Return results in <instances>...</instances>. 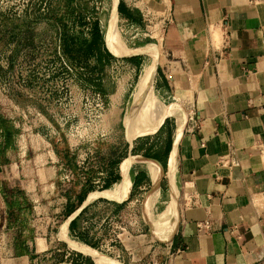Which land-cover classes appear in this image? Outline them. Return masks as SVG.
Listing matches in <instances>:
<instances>
[{
  "label": "rangeland",
  "instance_id": "rangeland-1",
  "mask_svg": "<svg viewBox=\"0 0 264 264\" xmlns=\"http://www.w3.org/2000/svg\"><path fill=\"white\" fill-rule=\"evenodd\" d=\"M110 6L111 0H0V114L21 129L17 139L27 147L23 158L39 160V177L45 179L39 192V241L44 239L60 254L47 264H81L76 260L81 257L90 264H170L169 242L178 211L187 202L172 174L173 164L177 173L173 153L169 188L159 183L153 161L131 156L129 150L140 139L150 140L167 116L175 120V142L185 127L179 130L178 110L173 108V115L160 100L161 96L170 102L177 92L170 93L173 98L162 95L142 65L143 49L150 59L158 55L155 64H163L161 27L147 7L142 8L143 24L132 26ZM66 8L71 11L65 15ZM221 41L220 36L213 43L218 46ZM206 44L207 38L195 42ZM139 46L143 49L135 59L127 57ZM133 60L139 61L136 67ZM182 100L186 101L184 95ZM181 111L188 119L185 104ZM135 165L148 168L152 187L129 196ZM149 168L156 169L158 178ZM115 171L122 175L105 187L100 178ZM123 184L127 185L122 194H106ZM56 190L60 200L55 204ZM68 192L78 208L82 202L77 197H86L79 216L80 222H89L85 239L67 234L71 217L65 223L60 217L59 234H52L51 211L62 206ZM47 225L49 233L42 230ZM69 251L77 253L75 259L63 257ZM4 256L0 235V264Z\"/></svg>",
  "mask_w": 264,
  "mask_h": 264
},
{
  "label": "crops",
  "instance_id": "crops-1",
  "mask_svg": "<svg viewBox=\"0 0 264 264\" xmlns=\"http://www.w3.org/2000/svg\"><path fill=\"white\" fill-rule=\"evenodd\" d=\"M165 3L111 0V7L127 25L143 24L142 8L147 7L161 27L164 62L156 66L154 87L168 98H173L171 92L184 96V92H191L185 103L188 119L177 142L175 120L167 116L150 140L140 139L129 147L131 156L154 162L160 173L159 183H168L169 188L172 153L173 163L176 158L177 173L173 164L172 174L177 175L187 202L178 211L169 242L170 264H264V0ZM209 25L221 29L222 43L216 46L207 37L206 45H195L196 36L206 33ZM131 49L133 54L127 57L135 59L138 52ZM154 60L152 56L155 65ZM138 62L130 63L136 67ZM160 100L169 106L161 96ZM191 114L195 121L189 120ZM17 130L14 121L0 114L4 264H47L49 258L53 261L60 254L55 253L59 249L43 243L44 239L39 241V192L44 190L45 179L39 177V160L23 158L27 147L17 139L22 135L21 129ZM115 174L100 179L112 185L122 172ZM150 187L148 170L135 165L129 196ZM55 194L52 200L56 204L59 190ZM73 199L68 192L62 206L51 211L50 228L58 235L71 217L67 234L85 239L89 222H80L79 216L87 205L83 206L86 197H77L82 202L79 208ZM60 217L62 224H58ZM204 220L210 221V228L199 230L197 225ZM48 228L42 230L49 233ZM42 244L43 251H39ZM76 256L71 251L63 254L70 260ZM76 260L90 264L82 257Z\"/></svg>",
  "mask_w": 264,
  "mask_h": 264
},
{
  "label": "bare ground",
  "instance_id": "bare-ground-1",
  "mask_svg": "<svg viewBox=\"0 0 264 264\" xmlns=\"http://www.w3.org/2000/svg\"><path fill=\"white\" fill-rule=\"evenodd\" d=\"M165 4H168V3H165ZM170 5V3H169ZM113 10V8L110 6V11ZM207 34V35H206ZM221 36V33H220V30H219V27H215L213 25H209V28L207 30L206 33H201L199 34L198 36H196L195 38V42L196 44L200 43V42H203L206 40L207 37H210V39L212 38L213 40L215 39H219V37ZM201 40V41H200ZM142 48L141 46H139L138 48V51L139 52V49ZM143 49V48H142ZM142 51H144V55H145V59L143 60L142 62V65L144 67V69L148 72V73H151L152 76H154V73H155V68H154V64L153 62L151 61L149 55L146 53V51L143 49ZM141 51V52H142ZM155 58L158 59V55L155 54ZM158 63H156L155 65H157ZM186 93V92H185ZM184 93V94H185ZM182 95L181 93L177 92L175 94V97L172 101L169 102V108H170V111L172 112V114L174 115V109L173 108H176L178 110V117H177V120L176 122L178 123V127H179V130L182 131V128L184 127V125L186 124V121L187 119L185 118V115L183 114V112L181 111V108L182 106L187 103L186 101L189 99L190 95L188 93L185 94L184 98L186 101H183L182 100V103H181V99H182ZM189 101V100H188ZM171 114V115H172ZM147 115L149 116L150 120L152 121L153 119V116H152V111L151 109H147ZM176 119V118H175ZM150 121V122H151ZM143 122V121H142ZM145 124V122H144ZM148 169V168H147ZM150 169V168H149ZM150 173L152 174V176L158 178V175H157V172L153 169H150Z\"/></svg>",
  "mask_w": 264,
  "mask_h": 264
},
{
  "label": "trees",
  "instance_id": "trees-1",
  "mask_svg": "<svg viewBox=\"0 0 264 264\" xmlns=\"http://www.w3.org/2000/svg\"><path fill=\"white\" fill-rule=\"evenodd\" d=\"M70 11H71L70 8H66V9H65V15H66V14H69ZM60 24L63 25V20H60ZM93 31H94V33H96V35L98 34L99 29H98V26H97V25H95ZM99 39H101L100 35H99ZM152 61H153V60H152ZM126 185H127V184H123L122 186H120V187H118V188H116V189L110 191V192L107 193V194L120 195V192L123 191V189H125ZM105 187H109V185L106 184ZM80 203H81V202H80Z\"/></svg>",
  "mask_w": 264,
  "mask_h": 264
},
{
  "label": "built area",
  "instance_id": "built-area-1",
  "mask_svg": "<svg viewBox=\"0 0 264 264\" xmlns=\"http://www.w3.org/2000/svg\"><path fill=\"white\" fill-rule=\"evenodd\" d=\"M189 120L195 121L193 114L190 115ZM210 225H211V223L209 220H204V221L198 223L197 228L199 230H208L210 228Z\"/></svg>",
  "mask_w": 264,
  "mask_h": 264
}]
</instances>
